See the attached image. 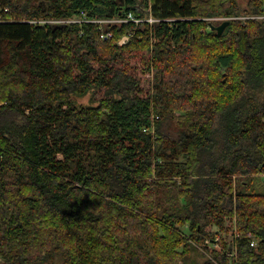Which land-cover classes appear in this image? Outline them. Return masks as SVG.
<instances>
[{
	"label": "trees",
	"instance_id": "obj_1",
	"mask_svg": "<svg viewBox=\"0 0 264 264\" xmlns=\"http://www.w3.org/2000/svg\"><path fill=\"white\" fill-rule=\"evenodd\" d=\"M81 12L160 20L107 39L29 21ZM261 15L264 0H0L2 264H217L196 246L228 215L238 263L264 264V96L244 100L264 77Z\"/></svg>",
	"mask_w": 264,
	"mask_h": 264
},
{
	"label": "built area",
	"instance_id": "obj_2",
	"mask_svg": "<svg viewBox=\"0 0 264 264\" xmlns=\"http://www.w3.org/2000/svg\"><path fill=\"white\" fill-rule=\"evenodd\" d=\"M259 18H264V15L257 16ZM152 23L155 19L150 13L148 19ZM31 23H45V22H69V23H82V22H92L96 23L101 31V38L107 39L112 37V32L106 28L107 23H114V21L127 22L132 21L137 25L144 21L141 18L136 17L132 12H125L124 16L114 17L112 19L100 18V19H88L85 14L81 18H69V19H60V20H29ZM130 35H124L120 40L119 44L125 43L129 39ZM158 118V117H157ZM264 182V180H263ZM186 227H189L188 224H185ZM206 232H211V237L206 236V242L203 245V251H212L211 260L219 264V260L215 259V255L219 254L222 256L227 264H239V239L243 236V232L238 228L237 217L228 215L225 219L223 227L216 225H208L206 227ZM250 245L252 247H258L259 238L252 233L248 234ZM214 254V256H213Z\"/></svg>",
	"mask_w": 264,
	"mask_h": 264
},
{
	"label": "rangeland",
	"instance_id": "obj_3",
	"mask_svg": "<svg viewBox=\"0 0 264 264\" xmlns=\"http://www.w3.org/2000/svg\"><path fill=\"white\" fill-rule=\"evenodd\" d=\"M239 2L242 4V5H244L245 6V3H246V0H239ZM83 14H85L86 15V17L88 18V16H87V13L86 12H81V15L80 16H78V17H76V18H81V17H83ZM256 17V16H255ZM112 18H114V17H110V18H106V19H112ZM149 18V17H148ZM147 18V19H148ZM230 17H224V16H218V17H212V18H208L207 20H209V21H213L214 22V25H218V24H220L221 23V21H223V20H226V19H229ZM232 18V17H231ZM67 19H69V18H67ZM89 19V18H88ZM142 19V18H141ZM154 21L152 22V23H150V25H152L154 22H157V21H159L160 19H157V18H155L154 17ZM49 20H51V19H49ZM60 20V19H59ZM143 20H146V19H143ZM128 22V21H127ZM82 23H85V22H82ZM82 23H80V24H82ZM121 23H126V22H121ZM120 23V21H114V23H107V24H113V25H119V24H121ZM106 24V25H107ZM128 41V40H127ZM264 78V77H263ZM261 79V85H259V83H257V80H258V77H255L254 78V76H250L249 77V81H250V83H249V86H248V88H247V93H246V96H245V98H244V100H246V98L247 97H251V96H253V97H256L257 99H261L263 96H264V79ZM240 102H242V100L240 101ZM76 103L77 104H80V105H87V104H90V103H92V94L91 93H89V94H87V95H85V96H83V97H79V98H76ZM173 115L175 116V118H179V117H181V115H182V111L181 110H174V112H173ZM230 115H232L231 113H228V114H226V115H224L223 117H221L220 118V120H219V122H218V128H219V136H218V138H217V140H218V142H217V144H216V146H215V151L217 152V154H219L220 155V152L222 151V145H223V135H224V133H225V130L227 129V126H226V124H225V122H226V120L230 117ZM156 116H155V114L153 115V118H155ZM157 119H159V118H155L154 119V123L156 122V120ZM176 123H177V119H173L172 120V122H171V126L172 127H176ZM155 129H156V126H154L153 128H152V130H151V132L152 133H154L155 134ZM0 147H2V144L0 143ZM221 159V162H224L225 160H223L222 161V158H219V160ZM263 180H264V177H263ZM263 180H262V184L264 185V182H263ZM234 187H236V180L234 179ZM182 227H180V229H181ZM183 236V235H182ZM207 237L208 238H210L211 237V232H208L207 233ZM205 242H206V239L203 241V242H199V243H197V248L199 249V251H200V253H199V257L198 256H196V255H194L195 257H198V259H199V261H203V259L204 258H209V259H211V256H212V251L211 250H208V251H203L202 249H203V245L205 244ZM200 247L202 248V249H200ZM181 249H183V248H181ZM213 256H214V254H213ZM220 257H222V256H220ZM0 264H2V260H1V257H0ZM219 264H221V262L219 261Z\"/></svg>",
	"mask_w": 264,
	"mask_h": 264
},
{
	"label": "water",
	"instance_id": "obj_4",
	"mask_svg": "<svg viewBox=\"0 0 264 264\" xmlns=\"http://www.w3.org/2000/svg\"><path fill=\"white\" fill-rule=\"evenodd\" d=\"M230 24V19H226L218 25H213L212 29L217 31L218 35H222L226 27Z\"/></svg>",
	"mask_w": 264,
	"mask_h": 264
}]
</instances>
